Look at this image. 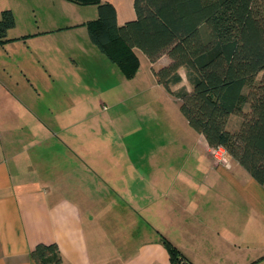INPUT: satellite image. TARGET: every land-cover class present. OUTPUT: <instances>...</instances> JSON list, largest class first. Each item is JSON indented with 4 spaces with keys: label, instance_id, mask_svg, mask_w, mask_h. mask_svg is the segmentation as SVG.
I'll list each match as a JSON object with an SVG mask.
<instances>
[{
    "label": "crops",
    "instance_id": "1",
    "mask_svg": "<svg viewBox=\"0 0 264 264\" xmlns=\"http://www.w3.org/2000/svg\"><path fill=\"white\" fill-rule=\"evenodd\" d=\"M26 27L0 45V264H45L39 243L58 246L46 264H173L167 241L191 264H264V185L213 158L156 79L167 55L135 48L127 78L83 33Z\"/></svg>",
    "mask_w": 264,
    "mask_h": 264
},
{
    "label": "trees",
    "instance_id": "2",
    "mask_svg": "<svg viewBox=\"0 0 264 264\" xmlns=\"http://www.w3.org/2000/svg\"><path fill=\"white\" fill-rule=\"evenodd\" d=\"M71 1L97 4L98 17L87 22L90 39L127 78L140 67L135 48L152 62L167 55L170 62L153 71L189 124L264 185V0H134L136 17L122 24L110 1ZM15 23L12 10L4 9L0 44L11 40ZM181 67L191 91L172 89L182 81ZM232 115L241 119L234 129ZM167 244L173 264H191ZM31 254L39 263L61 262L56 243H39Z\"/></svg>",
    "mask_w": 264,
    "mask_h": 264
},
{
    "label": "rangeland",
    "instance_id": "3",
    "mask_svg": "<svg viewBox=\"0 0 264 264\" xmlns=\"http://www.w3.org/2000/svg\"><path fill=\"white\" fill-rule=\"evenodd\" d=\"M4 9L12 10L16 20L14 27L8 30L6 38H10L11 34L15 35V32L23 31L22 29H28L26 26H31L34 29L53 27L55 32L67 31L72 42L82 40L83 33L90 41L87 22L98 17L96 3L80 4L71 0H0V18ZM182 75L184 86L190 88L191 83L185 70ZM238 118V115L233 116L231 129L237 126Z\"/></svg>",
    "mask_w": 264,
    "mask_h": 264
},
{
    "label": "built area",
    "instance_id": "4",
    "mask_svg": "<svg viewBox=\"0 0 264 264\" xmlns=\"http://www.w3.org/2000/svg\"><path fill=\"white\" fill-rule=\"evenodd\" d=\"M210 153L212 154L213 158L222 164L228 165L229 164V152L223 145L211 146L209 148Z\"/></svg>",
    "mask_w": 264,
    "mask_h": 264
}]
</instances>
